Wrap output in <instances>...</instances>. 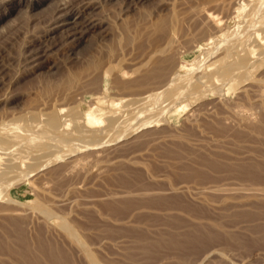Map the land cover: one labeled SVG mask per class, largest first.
Masks as SVG:
<instances>
[{
    "label": "rangeland",
    "instance_id": "374dc122",
    "mask_svg": "<svg viewBox=\"0 0 264 264\" xmlns=\"http://www.w3.org/2000/svg\"><path fill=\"white\" fill-rule=\"evenodd\" d=\"M11 1L0 0V119L25 113V125L63 107L71 136L72 109L86 100L104 120L85 125L103 134L98 143L92 135L74 147L57 140L68 148L56 147L32 182L0 197V264H264V59L225 94L209 84L172 108L154 114L151 106L154 98L167 104L180 52L188 51L194 78L203 71H190L198 60L219 59L242 29L256 30L241 8L250 0ZM70 11L78 23L46 33L55 14ZM84 16L104 24L87 28ZM233 28L239 34L227 33ZM75 30L84 39L71 53L63 41ZM43 41V55L26 64L27 50ZM210 47L217 52L209 57ZM105 109L126 124L104 133Z\"/></svg>",
    "mask_w": 264,
    "mask_h": 264
},
{
    "label": "bare ground",
    "instance_id": "6f19581e",
    "mask_svg": "<svg viewBox=\"0 0 264 264\" xmlns=\"http://www.w3.org/2000/svg\"><path fill=\"white\" fill-rule=\"evenodd\" d=\"M22 1L24 2V0H12L11 2H13L15 5L12 8H15L16 5H19L20 3H22ZM38 1H40V0H38ZM38 1L32 0L30 2V5L37 4L36 2H38ZM238 3H240V2H238ZM250 3H249L250 6H248V4H246L247 7H246V5H243V6L240 5V6H242L241 8H243V9H247L249 7L246 10V12H244L245 10H243V16H245L244 14H246V16L249 18L250 22L247 21V23H249V24L246 23L247 28L250 27L249 25H252V26L256 27V28H254L256 30L252 31L251 30L252 28H251L250 29L251 32H249V34H244V32L248 29H242V30H244L243 34L245 36L243 34L240 36L235 35L236 38L234 36L233 37L234 40L230 41V42H228V40L232 39L231 37H230V39L225 38V40H227V41H223V42L224 43L228 42V44L225 46L224 54L220 57L221 59L217 58L215 60H211V62L205 63L204 65H202L203 62L199 63L200 62L199 60H198V62L196 61L197 63L192 66V68H191L192 70L190 69V71H192V72H193V70L196 71L195 69H197L198 67L203 68V71H200V72H202L200 75L196 74L197 77L195 76L194 73H193L194 74L193 76H195L194 78L192 76H189V75H192L191 73H189V72L187 73V68L189 67L188 63H187V55H188L187 52L188 51L180 52L179 49H177V51L180 52L179 54L177 53L178 54L177 56H179V58L177 57L179 59V62H178L179 64L176 65L177 67H176L174 74H173V78L176 77V79H175V81H171V80L169 81L168 87L171 88L170 89L171 92L168 95L169 97H168V100L166 101L167 104H164L162 102L159 103V101H156L157 100L156 98H154V100L152 101L151 106L153 108L152 112H154V114L157 111L163 110L165 107L172 108L173 105H170V104L173 103L175 100H177L179 98L181 99V97H184L183 93L188 91V90H193V89L197 90L198 89L200 91V90H204V88H210L213 84L214 85L221 84L222 85L221 87L224 88V86H225V88H224L225 89L224 94H225L226 92H229L230 89H232V86L234 84H242L243 82H245L249 78V76H251L248 73L252 70V69H250L251 67L254 68V66H252V63H254L255 60L257 62L258 61L261 62L264 59V0H258V1L250 0ZM240 4H242V3H240ZM91 6H94V5L92 3L88 2V4L85 6V9L87 10L88 8H92ZM233 6L234 5L232 4V7ZM84 10L79 8V12H80L81 16L84 15V12H85ZM72 11L61 13V14L59 13L57 15L55 14L52 18L51 24L47 28L46 33H49L51 30H57V29L61 28L62 26H65L71 22L72 23H74V22L78 23L76 21V19L74 21H70V19L73 17ZM213 15H209L208 17L212 18L213 20L216 21V22L214 21L215 23L219 24L220 23V17L217 18V17H214L215 15L214 16ZM259 16H260V20H257V19H259ZM84 18L88 19V23L86 25L87 28H89V27H102L104 24V20L101 18L87 17V16H84ZM246 20H248V19H246ZM244 21H245V19L243 20L242 23L246 22V21L245 22ZM257 21L260 22L261 27H260V25H258V26L261 29L257 26V23L259 24V22H257ZM53 23H57V24L55 26H51ZM237 24L238 23H236V25ZM255 24H256V26H255ZM225 26L227 27V24ZM228 26L230 27V26H234V25H228ZM238 26H241V27H238ZM234 27L242 28L243 26L240 23V25H237ZM258 28L260 30H257ZM230 29H232V27ZM230 29L227 33H232V35L234 33H236V30L234 28H233L234 31L232 30V32H230L231 31ZM221 30L224 31V29H222V28H221ZM226 30H228V29H226ZM78 32H80V31H76V30L72 31L70 33V35H66V37L63 41L65 43H67L68 45L70 44V48L72 49L71 53L75 52L74 50L78 46L79 42L84 39L83 35L75 36L76 33H78ZM236 34H239V33L237 32ZM72 36L74 38L69 40ZM254 42H256L257 44L254 45L253 44ZM252 44H253V46H252ZM45 45H48V44L44 43V41H43V45H37L34 47L35 49L29 48L27 50V58H26V60H28L27 61L28 63L26 62V64L29 65V64H31L32 61L34 62V61L38 60L40 58V56L43 55V54H41V52L43 50H45L44 49ZM201 46H202V44H199V47H201ZM217 46H216V48H218ZM216 48L214 47L213 49L216 50ZM48 49H52V47H49ZM206 49H205L206 50L205 52H208V54H209V55L208 54H206V55H208L209 57L211 55H213L214 52H217L215 50H212V47H210L211 50L209 48H206ZM209 57H207V58H209ZM209 60H210V58L208 59V61ZM262 63H264V61H262ZM199 64H201V65L198 66ZM109 67H111V66H109ZM118 72L120 73L119 75H124V76H126L128 73L125 69H118ZM6 79L7 78L5 77V74L0 73V90L2 89V86L5 84ZM206 86H209V87H206ZM165 89H168V88L166 87ZM109 90H110V88L108 87V78H105L104 83H103V93H107ZM219 91L215 90V92H217V93ZM212 92H214V91H212ZM86 93H87V91L84 92L83 97L87 98L88 94H86ZM222 94H223V92H222ZM1 96H2V94H1ZM96 98H97L98 103L102 102L101 96L97 95ZM0 101H2L1 98H0ZM84 102H87V101L86 100L85 101L83 100L81 102L79 101V104L81 106L79 105L78 108L72 109L73 110V113H72L73 116L72 115H70V116H72L78 120V121H76L78 123V125L75 127V129H76L75 132H74V130L73 131L71 130V132L69 130V132L71 133L70 134L71 136L66 134V128L69 127V125L71 124V121L69 122V120L67 118H64L63 114L61 115L60 110L63 107L60 110L55 109L53 111H48V109L44 110L41 108L42 110H40V112L44 111V112H42L43 113L42 115L39 113L41 115V118H40L39 114H38L39 118H37V116H33V117H36V118H33L34 121L33 122L27 121L26 123L28 125L25 124L26 126L23 124L24 123L23 121L25 120L24 119L25 113L19 114L20 116H18V117L13 116V118L12 119L10 118L8 121H6L7 120L6 118L0 119V154H1L0 155L1 156L0 157L1 158V161H0V197H2V198L3 197L5 198V196L8 198L11 197V195L9 193H7L8 189H9V187H11V185L12 186L16 185V184L18 185V183L20 184V182H23V181L32 182L33 179H31V176L36 173V172L34 173V171L40 170L42 165L49 162V161H46L45 159L49 156L54 158L52 155H55L56 153L59 154V151L66 146V145L60 144V146H59L61 148L60 149L57 146L58 145L57 140L61 141V142H67V141L69 142V140H70L69 143L73 142L71 144L73 147H74L73 144H74L76 139L77 140L82 139V141L83 140L85 141L86 139H83V138H85V136L90 137V135H92V137H91L92 139L91 138L90 139L93 140V143H94V140L96 141L95 136L97 137L98 135L94 136L93 134H91V131H92V133L95 132L94 134H96L97 133L96 131L97 130L100 131V130L97 128V130L92 129L90 131V130H88V127H86L85 125L90 126L89 128L99 125L102 122L103 115H100L97 112L100 107L92 109L91 107L94 105L84 103ZM76 104H78V103H76ZM125 109H126V107H125ZM71 111H70V113H71ZM104 111H106L105 112L106 115H107V113L109 114V116H106V115L104 116L106 118L105 120H108V122L106 121L107 124L103 125V126L106 125L105 126L106 129H104V133L106 131L107 132L110 131L107 129H110V128L114 129V127L115 126L117 127L118 125H119L118 127H120V128H118V130H119V129H121L122 124H124V125L126 124L123 122H126L127 120L122 121L121 120L122 117L120 116V114H118L119 113L118 111H117L118 113L113 109H105ZM130 111H131V107L127 106V109L125 110V115L127 117L129 116L128 114L130 113ZM149 111H150V109H149ZM173 113L176 114V111H174ZM154 114L151 113V115H154ZM44 115H46V117ZM42 116H43V118H42ZM79 117H81V118H79ZM74 118L72 119V121L74 120ZM70 119H71V117H70ZM80 119H84V121H81ZM16 120H18V121H16ZM20 120H23L22 125H21ZM120 120L122 121L121 125H120V123H121ZM80 121L83 123H80ZM74 123H73V125H74ZM157 123L160 124L161 119H160V122L158 120ZM75 125H76V123H75ZM87 130H88V132H87ZM89 131H90V134H89ZM72 132H74V133H72ZM87 133H88V136H87ZM100 133H103V131ZM101 135H103V134H100L98 137H101ZM100 139L101 138H99V139L97 138V140H100ZM88 140H87V143L89 142ZM79 141L81 143V140H79ZM84 141L82 142V144L86 143V141H85V143H84ZM91 143H92V141H91ZM77 144H78V142L75 143V147L78 149L81 148V146L83 147V146L87 145V144H85V145L77 146ZM61 146H64V147L62 148ZM56 147H58L60 150ZM66 148H68V147L66 146L65 149ZM78 149H76V150H78ZM69 150H70V148H69ZM76 150H73V151H76ZM61 151H63V150H61ZM44 160H45V162H43ZM25 203H27V202H25ZM65 224L67 225V223H65ZM65 227L70 228L68 225Z\"/></svg>",
    "mask_w": 264,
    "mask_h": 264
}]
</instances>
